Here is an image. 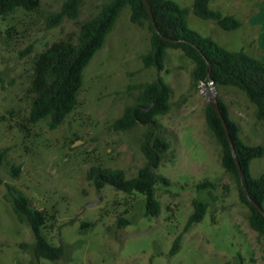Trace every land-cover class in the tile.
<instances>
[{
	"label": "rangeland",
	"instance_id": "obj_1",
	"mask_svg": "<svg viewBox=\"0 0 264 264\" xmlns=\"http://www.w3.org/2000/svg\"><path fill=\"white\" fill-rule=\"evenodd\" d=\"M65 1L42 0L35 12L18 9L0 17V152L7 151L0 185V264H264V237L250 227V209L222 166V149L207 125L208 101L195 81L193 62L182 51L169 50L163 71L145 68L151 33L131 21L129 7L84 70L78 105L66 121L55 130L49 120L30 123L35 58L55 42L76 44L81 25L111 2L86 0L78 20L66 18L49 28L47 18L60 12ZM173 1L189 8L196 0ZM211 8L235 16L243 26L225 31L190 14L193 30L227 50L261 56L264 0H212ZM159 77L171 87L172 96L169 113L157 119L155 135L171 144L158 173L171 184L157 186L161 214L146 217L142 196L111 186L98 191L88 173L93 167L122 169L130 179L146 165L141 148L149 128L117 132L112 124L136 102L134 88ZM203 88L209 95L210 87ZM217 92L244 142L264 145V123L245 94L234 87ZM12 166L21 167L18 178L11 176ZM251 173L255 178L264 174V157L252 162ZM205 181L215 188L200 190ZM7 185L49 216L44 236L54 246H65L61 260L35 258L33 231L6 200ZM196 199L209 207L204 219L185 232ZM120 217L131 224L119 228ZM180 235V249L173 254Z\"/></svg>",
	"mask_w": 264,
	"mask_h": 264
},
{
	"label": "trees",
	"instance_id": "obj_2",
	"mask_svg": "<svg viewBox=\"0 0 264 264\" xmlns=\"http://www.w3.org/2000/svg\"><path fill=\"white\" fill-rule=\"evenodd\" d=\"M86 0H66L61 11L50 15L47 20L49 28H55L66 18L78 20L80 10ZM151 4L156 31L144 0H111L104 5L99 14L80 27L76 44L58 41L38 55L33 63V76L29 94L31 101L29 121L38 124L49 120L52 130L60 127L78 105V96L84 85V70L96 53L105 44L122 11L131 9V21L151 33L150 50L143 56L147 69L164 70L169 50H180L194 64V78L197 83L204 82L216 88L234 87L243 92L247 100L256 107V118L264 123V62L244 50L234 52L227 50L210 37L193 30L189 25V16L213 21L225 31H234L243 26L235 16L224 15L211 8L212 0H196L192 7L183 8L173 0H148ZM42 0H0V17H7L18 9L35 12L41 7ZM167 37L170 40H165ZM210 73V76H209ZM134 87V86H132ZM132 87L130 88L131 90ZM138 91L136 102L126 107L123 115L113 124L117 132H129L143 125L149 128L142 144V153L146 165L139 170L136 177L128 179L122 169L93 167L88 173V180L98 191L106 186L127 195H140L145 200L146 217H157L162 212V205L157 199L159 184L169 186L170 180L159 174L165 154L171 144L164 137L156 136L158 117L170 111L171 87L159 77L153 82L135 87ZM221 111L225 117L236 155L244 173V185L251 200L264 205V174L255 178L251 173L254 160L264 157V145H248L240 134L239 125L231 118L228 105L218 97ZM206 122L221 146V163L236 181L242 202L250 209L248 221L250 227L264 237V215L254 206L242 187L238 165L229 145L227 133L217 111L208 103ZM7 151L0 152V185L3 184L1 169L5 165ZM21 167L12 166L10 174L18 178ZM6 200L22 224H28L34 234V256L40 260L59 261L65 256V246H54L44 236V230L50 222L49 216L33 207L30 198L14 186L7 185ZM200 190L215 188L214 183L205 181ZM194 212L189 217L185 232L200 223L209 205L199 199L193 202ZM131 224V220L120 217L119 228ZM182 235L174 244L173 254L179 251ZM24 246V245H23Z\"/></svg>",
	"mask_w": 264,
	"mask_h": 264
},
{
	"label": "water",
	"instance_id": "obj_3",
	"mask_svg": "<svg viewBox=\"0 0 264 264\" xmlns=\"http://www.w3.org/2000/svg\"><path fill=\"white\" fill-rule=\"evenodd\" d=\"M144 3H145V6L147 8V10L149 11L150 13V16H151V19H152V22H153V25L156 29V31L159 33V30H158V26L155 22V18H154V15H153V11H152V7H151V4L148 0H144ZM165 40H170L169 38L167 37H163ZM170 41H174V40H170ZM209 76H210V73H209ZM205 85L204 82L201 83V91H202V94L206 97L208 103L217 111L218 115L220 116L222 122H223V125L225 127V130H226V133H227V137H228V141H229V145L231 147V150H232V153L234 155V158L236 160V163L238 165V169H239V173H240V178H241V182H242V187L246 193V196L248 197V199H250V196L245 188V185H244V173L242 171V168L240 166V162L238 160V157L236 155V151H235V147H234V144H233V141H232V137H231V134H230V131H229V127L227 125V122L225 120V117L221 111V108H220V105H219V101H218V92H217V88L214 86L213 83H211V87H210V94L208 95V93L206 92V90L203 88V86ZM251 203L257 207V209L264 215V210L262 208L261 205H259L256 201L254 200H251Z\"/></svg>",
	"mask_w": 264,
	"mask_h": 264
},
{
	"label": "crops",
	"instance_id": "obj_4",
	"mask_svg": "<svg viewBox=\"0 0 264 264\" xmlns=\"http://www.w3.org/2000/svg\"><path fill=\"white\" fill-rule=\"evenodd\" d=\"M262 32H264V26L262 27ZM264 34V33H263ZM262 34V35H263ZM262 38L260 39V42H259V39H258V45H259V49L261 51V56L258 57L260 58L263 62H264V35L261 36ZM252 55V54H251ZM254 56V55H253Z\"/></svg>",
	"mask_w": 264,
	"mask_h": 264
}]
</instances>
